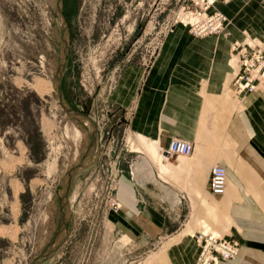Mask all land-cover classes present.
Segmentation results:
<instances>
[{"label": "rangeland", "instance_id": "rangeland-1", "mask_svg": "<svg viewBox=\"0 0 264 264\" xmlns=\"http://www.w3.org/2000/svg\"><path fill=\"white\" fill-rule=\"evenodd\" d=\"M211 12L202 0H64L71 20L64 93L72 107L99 126L101 150L74 179L69 234L43 264H194L193 232L187 239L145 244L115 229L112 213L121 208L116 201L119 208L112 207L117 172L129 171L142 154L134 151L136 137L110 99L123 71L149 64L176 27L198 39H218L249 22L221 11L226 23L214 30ZM245 35L264 47L260 30ZM60 41L57 0H0V230L15 235L0 236V264H32L52 242L60 226L62 182L92 142L89 127L67 116L59 104ZM235 62L231 56L234 74ZM211 196L203 200L201 231L224 235L212 226L220 229L217 224L228 221L225 205L217 200L222 197ZM174 247L179 256L170 255Z\"/></svg>", "mask_w": 264, "mask_h": 264}, {"label": "crops", "instance_id": "crops-1", "mask_svg": "<svg viewBox=\"0 0 264 264\" xmlns=\"http://www.w3.org/2000/svg\"><path fill=\"white\" fill-rule=\"evenodd\" d=\"M218 8L249 22L218 39H198L176 27L149 64L123 71L111 95L136 137L134 151L142 154L129 171L117 172L114 201L121 208L112 213V223L123 237L145 244L187 239L193 232L197 264L200 248L194 235L204 221L203 200L212 199L211 170L221 165L227 170V190L224 197H215H222L217 200L224 203L228 221L212 228L239 241L240 252L237 259L220 264H264V83L254 93H237L232 86L235 65H229L233 43L244 44L245 34L259 30L264 35V9L262 0H235ZM175 137L194 144L191 157L167 153ZM144 160L151 169L140 168ZM174 248L170 255L179 256Z\"/></svg>", "mask_w": 264, "mask_h": 264}, {"label": "built area", "instance_id": "built-area-1", "mask_svg": "<svg viewBox=\"0 0 264 264\" xmlns=\"http://www.w3.org/2000/svg\"><path fill=\"white\" fill-rule=\"evenodd\" d=\"M206 10H211L214 30L223 27L226 18L216 10L218 2L229 3L232 0H202ZM264 5V0H262ZM192 16V15H191ZM194 17V16H192ZM199 17V16H197ZM196 18V17H195ZM193 28V27H192ZM196 30V29H195ZM240 56L241 72L234 77L233 85L239 94L253 93L257 83L264 78V49L252 47L249 43L234 46ZM195 152L193 143L172 138L167 153L169 155L191 157ZM227 189V171L221 165L214 166L211 170L209 190L213 196H223ZM112 207L118 209L119 205L112 201ZM200 248L197 264H220L223 261L234 259L239 255V241L225 236L216 235L209 231H200L194 235Z\"/></svg>", "mask_w": 264, "mask_h": 264}, {"label": "water", "instance_id": "water-1", "mask_svg": "<svg viewBox=\"0 0 264 264\" xmlns=\"http://www.w3.org/2000/svg\"><path fill=\"white\" fill-rule=\"evenodd\" d=\"M57 17L60 23L61 41H60V53L59 63L55 77V88L58 94L59 104L65 114L72 119L82 122L89 127L92 135V142L84 155L81 162L71 169L62 182V191L60 194V226L55 234L52 242L46 247L42 254H40L32 264H43L50 260L65 242L69 234V218H70V206H69V192L74 179L77 175L95 163L96 158L99 156L101 150V133L93 118L84 112H81L70 105L65 97L64 93V78L65 68L69 57V28L67 19L64 13V0H57Z\"/></svg>", "mask_w": 264, "mask_h": 264}, {"label": "bare ground", "instance_id": "bare-ground-1", "mask_svg": "<svg viewBox=\"0 0 264 264\" xmlns=\"http://www.w3.org/2000/svg\"><path fill=\"white\" fill-rule=\"evenodd\" d=\"M219 3H221V2H218L217 4H216V10L218 11V12H220L225 18H226V16L219 10V8H218V4ZM222 3H224V2H222ZM262 7H263V9H264V5H263V3H262ZM224 23H226V20H225V22ZM246 43H249L252 47H261L262 49H264V47L260 44V43H256V42H249V41H247ZM241 44V43H240ZM245 44V43H244ZM236 45V44H235ZM235 45H233V47H232V57H234L235 58V60H236V71H235V74H234V77L236 76V75H238L240 72H241V64H240V58H241V56L236 52V51H234V46ZM233 81H234V79H233ZM264 81V78L262 79V81H260V82H258L257 83V86H256V90L254 91V92H256L257 90H258V88H259V86L261 85V83ZM232 86L234 87V85H233V83H232ZM36 88L40 91V82L38 81V83H37V85H36ZM234 89H235V87H234ZM235 91H236V89H235ZM237 92V91H236ZM253 92V93H254ZM238 93V92H237ZM248 94H250V93H246V94H243V95H248ZM242 95V94H241ZM94 120V119H93ZM95 121V120H94ZM97 124V123H96ZM98 126V125H97ZM98 128H99V126H98ZM168 150V149H167ZM175 156V155H174ZM181 157V156H180ZM144 164L142 165V167H140L142 170L143 169H151L152 167L149 165V163L148 162H146V160H144ZM147 165V166H146ZM217 166V165H216ZM224 167V166H223ZM226 169V168H225ZM227 171V170H226ZM210 181V180H209ZM227 181H228V175H227ZM227 190V189H226ZM17 191H19V189L17 190ZM22 191V190H21ZM19 192H16V195H15V197L17 196V194H18ZM226 193V192H225ZM11 229H7V228H4L3 230H0V236H2V237H14L15 235L13 234V230L12 231H10ZM219 235V234H218ZM220 236H224V235H220ZM191 237H193V235L191 236ZM240 252V251H239ZM239 257V255L237 256V257H235L234 259H237ZM234 259H230V260H226V261H231V260H234ZM226 261H223V262H226Z\"/></svg>", "mask_w": 264, "mask_h": 264}, {"label": "flooded vegetation", "instance_id": "flooded-vegetation-1", "mask_svg": "<svg viewBox=\"0 0 264 264\" xmlns=\"http://www.w3.org/2000/svg\"><path fill=\"white\" fill-rule=\"evenodd\" d=\"M66 16V15H65ZM66 19H67V23H68V28H69V33H70V21H69V18L66 16ZM69 36H70V34H69Z\"/></svg>", "mask_w": 264, "mask_h": 264}]
</instances>
